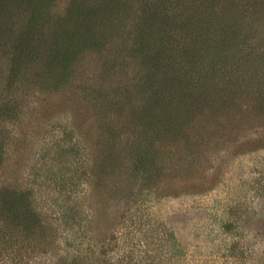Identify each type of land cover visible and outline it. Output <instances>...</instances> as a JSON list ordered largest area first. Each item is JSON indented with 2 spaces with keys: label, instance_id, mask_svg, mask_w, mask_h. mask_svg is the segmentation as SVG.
<instances>
[{
  "label": "trees",
  "instance_id": "1",
  "mask_svg": "<svg viewBox=\"0 0 264 264\" xmlns=\"http://www.w3.org/2000/svg\"><path fill=\"white\" fill-rule=\"evenodd\" d=\"M50 1L0 0V32L16 38L12 60L17 65L24 63V79L51 90H61L66 85H75L83 69L88 67L87 51H102L109 31L103 32L95 25L101 0H70L65 13L53 11ZM258 5L259 12L264 14V0ZM242 10H245L240 12L242 16L254 18L255 12L249 5ZM16 16L24 19L18 30L8 23ZM226 17V12L216 13V20L206 28L208 33L201 30L199 49L191 50L195 51L194 58L185 54L190 58L180 70L171 73L162 64L164 68L155 71L154 57L158 61L165 49L156 51L147 39L138 37L135 38L141 50L138 55L118 47L115 57L121 63L127 52L136 61L140 69L136 70L135 83L125 82L109 89L106 80L101 78L92 82L85 79L74 86L75 93L80 89L92 103L91 111H95L93 116L77 112L79 124L88 121L93 128L98 125L85 147L75 144L77 154L84 153L87 157L81 167L85 169V180L81 181L80 175L76 180L79 186L84 184L87 192L93 188L104 201L106 194L120 199L125 194L133 195L135 186L138 192L145 191L164 177L166 180L162 182L169 195L193 188L197 189L194 193H199L211 178L207 172L213 169L216 160L212 152L220 151L226 158L238 156L259 148L257 142L264 149V32L260 29L251 32L252 25L247 27L249 24L238 21L237 17ZM130 39L120 42L121 46H128L126 41L133 38ZM16 71H12V76L17 77ZM17 102L10 98L0 100V127L7 120L18 118ZM77 104L76 108L81 109ZM173 145L177 146L175 151H171ZM156 148L165 155L159 153L161 157H158ZM7 151L6 140L0 139V169L5 167ZM75 176L74 172L71 181ZM135 177L146 183L137 186L133 183ZM56 183L52 185L55 189L63 186ZM63 184L70 185L67 180ZM38 188L43 187L33 183L30 187L24 181L15 185L5 182L0 186V233L6 236L13 231H24V239L42 242L50 236L49 223L33 209L35 198L32 197L34 191H40ZM63 188L71 193L69 199L78 193L76 188ZM60 210L58 220L64 230L82 231L85 236L90 232L91 208L84 202L67 204L65 199ZM97 210L96 216L105 214L100 207ZM155 232L160 234L159 228ZM94 245L100 246L102 250L98 254L104 256V240L99 239ZM252 245L250 240L243 244L234 239L228 256L238 260L241 256L249 259L246 253L256 254L259 259L252 257L250 262L237 263L264 264V252L254 251ZM87 248L82 252L76 249V253L68 249L60 264H109L97 261L94 246ZM158 256L152 259L153 264L173 260L172 256Z\"/></svg>",
  "mask_w": 264,
  "mask_h": 264
},
{
  "label": "rangeland",
  "instance_id": "2",
  "mask_svg": "<svg viewBox=\"0 0 264 264\" xmlns=\"http://www.w3.org/2000/svg\"><path fill=\"white\" fill-rule=\"evenodd\" d=\"M261 1L101 0L95 25L109 33L104 37L102 51H87L90 54L86 61L88 67L74 83L77 87L82 80L92 82L103 78L109 89L125 82L135 83L136 70L140 67L127 52L139 54L141 50L135 39L138 37L147 39L156 51L165 49L163 53L167 56L163 54L158 61L154 57L155 71L162 64L171 73L180 70L190 58L185 54L194 58L195 51L191 50L199 49L200 35L202 31L208 33L206 28L216 20V13L226 12V19L237 17L238 21L247 22V27L252 25L251 32L259 29L264 32V14L259 12L258 5ZM50 2L53 11L65 13L70 0ZM245 5L255 12L251 20L240 13L245 11L242 10ZM8 23L18 30L24 19L16 16ZM127 39L131 40L126 41L128 46H121L120 42ZM15 42L16 38L0 32V100L16 99L19 111L18 118L7 120L0 127V139L6 140L8 149L4 155L5 167L0 169V186L5 182L15 185L22 181L30 187L32 183L42 185L39 192L34 191L33 209L49 223L50 236L42 242L35 238L24 239V231H13L6 236L0 233V264H60L68 249L76 253V249L82 252L93 246L97 261L109 264H153L152 259L158 255L172 256L173 260L163 264H236L237 261L250 262L252 257L259 259L258 255L249 256L248 253L249 259L241 256L236 260L228 256L234 239L243 244L250 240L254 251L264 252V149L259 142V148L238 156L226 158L220 151L212 152L216 160L213 169L207 172V175L211 173V178L202 186V193H194L197 189L193 188L189 192L182 190L180 194L169 195L162 182L166 178L162 177L145 191L138 192L135 186L133 195L127 197L125 194L120 199L106 194L103 201L93 188L87 192L84 184L79 186L76 181L79 175L81 181L85 180V169L81 167H84L82 162L86 156L77 154L75 144L85 147L98 127L93 128L88 121L79 124L76 114L88 116L92 113L93 116L92 103L80 89L75 93V85L51 90L24 79V63L17 65L12 60ZM118 47L127 51L122 65L115 58ZM14 70H17V77L12 76ZM77 103L81 109L76 108ZM24 110L27 112L25 119ZM176 147L173 145L171 151ZM154 152L158 157H161L159 153L165 155L157 148ZM77 165L80 167L76 168ZM74 172L76 176L71 181ZM141 179L135 177L133 183L141 186L145 182ZM66 180L69 186L63 184ZM56 182L67 187L66 190L76 188L78 193L69 199L71 193L63 186L58 189L52 186ZM65 199L67 204L79 201L91 208L88 213L90 232L86 236L82 231L72 233L60 226L58 218ZM99 207L105 212L101 217L96 216ZM156 228L160 234L155 232ZM99 239L104 240V256L98 254L102 250L100 246L94 245Z\"/></svg>",
  "mask_w": 264,
  "mask_h": 264
}]
</instances>
